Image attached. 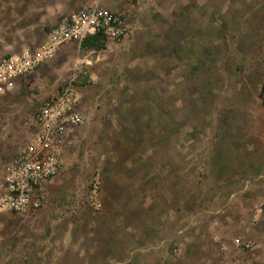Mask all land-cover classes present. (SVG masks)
<instances>
[{
  "label": "rangeland",
  "instance_id": "374dc122",
  "mask_svg": "<svg viewBox=\"0 0 264 264\" xmlns=\"http://www.w3.org/2000/svg\"><path fill=\"white\" fill-rule=\"evenodd\" d=\"M89 7L126 12L125 41L45 54ZM25 53L0 90V199L70 82L83 124L43 206L0 208V264H264V0H0V65Z\"/></svg>",
  "mask_w": 264,
  "mask_h": 264
},
{
  "label": "built area",
  "instance_id": "2783aa9c",
  "mask_svg": "<svg viewBox=\"0 0 264 264\" xmlns=\"http://www.w3.org/2000/svg\"><path fill=\"white\" fill-rule=\"evenodd\" d=\"M131 4L140 0H121ZM127 14H114L108 10L89 7L62 21L55 31L51 43L44 48L50 55L54 47L78 44L98 38L100 44H121L129 34ZM34 62L25 53L21 59H10L0 65V90L6 83L27 72ZM76 94L73 82L46 99L39 109L35 121L38 126L36 137L18 154L6 172V189L0 199V208L15 213L29 209L39 210L45 202V189L59 173L70 129L83 124L82 116L76 111Z\"/></svg>",
  "mask_w": 264,
  "mask_h": 264
},
{
  "label": "trees",
  "instance_id": "16d2710c",
  "mask_svg": "<svg viewBox=\"0 0 264 264\" xmlns=\"http://www.w3.org/2000/svg\"><path fill=\"white\" fill-rule=\"evenodd\" d=\"M91 42V43H90ZM90 42H87V43H90V44H94V45H97V44H99V39L98 38H92L91 40H90ZM86 44V43H85Z\"/></svg>",
  "mask_w": 264,
  "mask_h": 264
}]
</instances>
